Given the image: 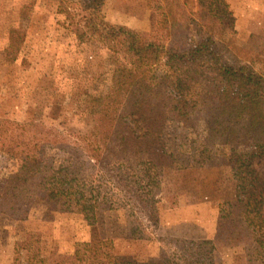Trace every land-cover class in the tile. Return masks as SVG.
<instances>
[{
  "label": "rangeland",
  "instance_id": "1",
  "mask_svg": "<svg viewBox=\"0 0 264 264\" xmlns=\"http://www.w3.org/2000/svg\"><path fill=\"white\" fill-rule=\"evenodd\" d=\"M82 1L0 0V264H98L91 246L100 239L111 241L101 252L137 263L248 264L256 233L235 246L228 237L247 128L232 139L224 125L210 130L216 108L198 84L185 116L164 121L157 166L104 137L107 145L101 118L130 65L117 44L78 42ZM224 1L234 22L213 37L216 56L264 72V0ZM200 10L198 0H104L100 17L187 49L212 26ZM253 168L264 176V160ZM243 187L242 198L252 189ZM52 190L70 192L72 205L49 201Z\"/></svg>",
  "mask_w": 264,
  "mask_h": 264
},
{
  "label": "trees",
  "instance_id": "2",
  "mask_svg": "<svg viewBox=\"0 0 264 264\" xmlns=\"http://www.w3.org/2000/svg\"><path fill=\"white\" fill-rule=\"evenodd\" d=\"M198 1L199 21L212 26H207L206 39L187 49L165 47L124 26L109 25L100 17L104 0H83L75 14L77 20L72 17L75 20L72 32L79 43L96 39L105 46L117 44L128 60L130 67L122 72L110 112L103 113L100 123L103 140L114 139L120 152L141 155L146 157L147 164L157 166L163 158L164 121L171 116H185L188 95L198 84L204 85L205 99L216 108L210 130L224 125L223 130L230 129L232 139L236 126L245 125L251 148L238 159V196L230 203L233 214L228 237L230 245L235 246L256 233L252 239L254 245H249L256 252L251 247L245 248L247 262L264 264V176H258L253 168L257 160H264V72H256L248 65L228 64L216 56L213 37L227 27L232 28L234 21L224 0ZM68 18L71 19L70 14ZM19 46L20 41L12 47L13 55ZM131 123L139 124L140 129H132ZM219 135L225 133L221 131ZM247 181L252 189L242 198L241 189H245L243 184ZM47 198L51 202L62 201L67 208L74 200L67 190H52ZM75 206L79 207L80 202ZM83 212L93 215V209L87 210L85 206ZM110 243L108 239H100L92 244V255L99 259L98 264H176L162 258L157 262L137 263L111 252H101V246Z\"/></svg>",
  "mask_w": 264,
  "mask_h": 264
}]
</instances>
